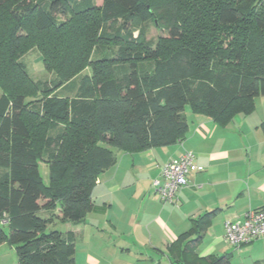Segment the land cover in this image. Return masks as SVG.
I'll list each match as a JSON object with an SVG mask.
<instances>
[{
    "label": "trees",
    "instance_id": "16d2710c",
    "mask_svg": "<svg viewBox=\"0 0 264 264\" xmlns=\"http://www.w3.org/2000/svg\"><path fill=\"white\" fill-rule=\"evenodd\" d=\"M160 18L163 36L147 41L146 24ZM27 46L55 77L30 79L17 62ZM261 96L264 0H0V245L14 248L18 264H75L74 235L53 226L95 210L91 193L114 151L182 143L186 109L225 127ZM216 213L193 221L176 245ZM178 264L231 260L186 247Z\"/></svg>",
    "mask_w": 264,
    "mask_h": 264
},
{
    "label": "crops",
    "instance_id": "0c3cea01",
    "mask_svg": "<svg viewBox=\"0 0 264 264\" xmlns=\"http://www.w3.org/2000/svg\"><path fill=\"white\" fill-rule=\"evenodd\" d=\"M258 98L253 113L238 114L225 127L185 114L189 130L182 143L131 155L114 151L115 164L100 174L91 193L95 210L80 224L65 223L76 240L75 264H178L186 247L200 258L227 255L231 264H264V238L236 250L224 239L226 222L264 210ZM186 151L194 154L187 186L174 203L162 204L152 182L167 161ZM215 210L204 231L176 245L193 221Z\"/></svg>",
    "mask_w": 264,
    "mask_h": 264
},
{
    "label": "built area",
    "instance_id": "2783aa9c",
    "mask_svg": "<svg viewBox=\"0 0 264 264\" xmlns=\"http://www.w3.org/2000/svg\"><path fill=\"white\" fill-rule=\"evenodd\" d=\"M194 154L186 151L179 158L167 161L157 179L152 182V192L162 204H172L178 191L187 186V175ZM5 223V222H4ZM264 238V210L249 211L242 221L224 224V239L235 250Z\"/></svg>",
    "mask_w": 264,
    "mask_h": 264
},
{
    "label": "rangeland",
    "instance_id": "374dc122",
    "mask_svg": "<svg viewBox=\"0 0 264 264\" xmlns=\"http://www.w3.org/2000/svg\"><path fill=\"white\" fill-rule=\"evenodd\" d=\"M96 4H99L101 0H94ZM163 15V11L160 9L157 11L156 16L160 17ZM159 25L157 22H155V25L153 22L147 23L146 28H147V35H146V40L156 43L159 37L163 36V33L161 32V26L163 19L160 18L158 20ZM18 55L17 62H22L25 65V69L28 73V76L30 79L33 81L36 80H49L55 77L54 71L47 70L43 63H42V55L39 49L36 47H26L25 50H22ZM90 68H85L84 73H89ZM65 82V81H64ZM28 86H25L27 88ZM29 90V88H28ZM63 94L65 96H71L74 93V83L73 81L71 82H65L63 85ZM31 101H35L39 98V95L36 92H33L31 94ZM257 113L258 114H264V97H259L257 99ZM185 114H190L189 110L186 109ZM38 150H41V143L36 142ZM40 174L44 180V183L46 184L48 181V168L44 164V162L40 159ZM39 217H43V215L39 214ZM5 221L1 223L3 225V231L7 235L9 230L7 225L4 223ZM66 225L61 224L59 222H56L53 226V229L65 232L66 231ZM231 248V247H230ZM233 249V248H232ZM79 252V250H78ZM0 264H18L17 256L15 254L14 248L11 247L8 243H4L0 245Z\"/></svg>",
    "mask_w": 264,
    "mask_h": 264
}]
</instances>
